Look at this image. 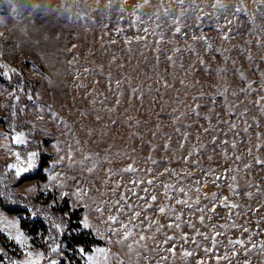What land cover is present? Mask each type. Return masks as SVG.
<instances>
[{
	"label": "rangeland",
	"instance_id": "1",
	"mask_svg": "<svg viewBox=\"0 0 264 264\" xmlns=\"http://www.w3.org/2000/svg\"><path fill=\"white\" fill-rule=\"evenodd\" d=\"M0 65L15 81H0V161L26 158L4 127L24 118L58 174L12 189L82 207L101 239L86 253L264 264V0H0ZM0 217L46 258L18 213L0 204Z\"/></svg>",
	"mask_w": 264,
	"mask_h": 264
},
{
	"label": "trees",
	"instance_id": "2",
	"mask_svg": "<svg viewBox=\"0 0 264 264\" xmlns=\"http://www.w3.org/2000/svg\"><path fill=\"white\" fill-rule=\"evenodd\" d=\"M17 73L18 72H14L15 75H17ZM0 81L7 83L11 87L15 82L13 79H9L5 76L4 71L1 69ZM9 100L11 101L12 97ZM8 108L10 109V106H8ZM14 112L18 116L17 112ZM12 115H14L13 111ZM19 116L21 117V114H19ZM22 120L24 122H20L21 124L19 126L14 124L12 120L10 123L5 124L6 133L9 134L12 140L15 133L24 132L28 137V144L22 146H24L28 152L39 151L41 153V166L42 168L47 167L50 164L51 156L41 151L40 144H36V142L31 140L32 138L30 137L36 136V132L28 121H25L24 118H22ZM14 162L15 160L13 157H8L0 161V190H3L5 193V195H0L1 206L10 212L18 213L21 218V225L32 237V241L46 250V258L43 264H49L51 260H56L58 264H83L80 258H75L76 256L72 249L76 245H81L84 247L85 251H91L95 244L101 242V239L98 238L92 230L83 228L77 232L78 228L83 227L81 224V212L83 208H72L69 200L66 198L62 204L54 205V209L46 207L43 203L37 202L32 195L13 191L11 184L22 182L27 179L46 177L44 171L41 170L25 174L21 180H18L14 175V171H9L7 168L8 164ZM9 194L11 196L10 199L8 198ZM13 201H15V203ZM32 212H36V215L33 216ZM54 224H61L62 234L54 227ZM38 233L44 237L41 242L36 238ZM50 237L54 239H50ZM10 243L12 242L5 237V235L0 234V249H2V251H0V264H14L17 259L11 253L12 251L10 252L8 250ZM55 243L62 245L60 253H53L50 251L51 246Z\"/></svg>",
	"mask_w": 264,
	"mask_h": 264
},
{
	"label": "snow or ice",
	"instance_id": "3",
	"mask_svg": "<svg viewBox=\"0 0 264 264\" xmlns=\"http://www.w3.org/2000/svg\"><path fill=\"white\" fill-rule=\"evenodd\" d=\"M179 2L182 3V0H179ZM218 6L221 8L225 7L222 4H218ZM237 11H240V9H237ZM176 31L179 32L180 29L177 28ZM4 67H7V66L5 65ZM9 71L13 72V73L16 72V70L14 68L9 69ZM5 75L7 76L8 73H5ZM9 79H11L10 76H9ZM17 99H19V97H17ZM29 99H31V97H29ZM5 138H7V137L5 136ZM12 142L14 144H17V145H27L28 139H27V136L24 132H17L12 137ZM3 147L8 148V145H3ZM13 155L16 157V160L14 163L8 164L7 168L9 171H14V175L18 180H21L25 176V174L31 173L33 171H41V170L48 173L49 181H57L58 180V174L53 175L51 172H49V170L47 168H42L41 160H40L41 153L39 151L28 152L26 155V158L22 157L19 152H14ZM53 167H55V165H53ZM149 183H151V181H149ZM58 186L63 187L62 183H58ZM44 187L47 188V185H45ZM33 190H35V189L34 188L29 189V191H33ZM181 191H183V190L181 189ZM0 195H5L3 190H0ZM67 195H68L67 193H63L61 198H63L64 196H67ZM76 195H77V198L79 199L80 198L79 190L77 191ZM8 198L9 199L11 198L10 194H9ZM152 200L155 201L156 197L152 196ZM13 202L15 203V201H13ZM52 203L55 204L56 201L53 200ZM178 203H185V201H178ZM233 207H235V205H233ZM97 210L99 211L100 209H97ZM159 210L161 212L165 211V209L163 207L160 208ZM32 215L35 216L36 212H32ZM136 215L138 216L139 213L137 212ZM202 219H203V217H201V220ZM109 220L115 221L116 217H114V216L109 217ZM50 222H51V220H50ZM0 224L3 225V227L0 228V231H7L9 233V236H11V238L13 240H15L22 247H25V241L27 240V237H25L24 234L19 231L18 221L7 220V218L0 217ZM81 224H82L84 229H89V228L93 227L89 223L86 216L82 219ZM54 227L57 230H59L62 234L61 224H54ZM177 227H179V225H177ZM12 230H15V234H13ZM128 235H130V233H125V237H127ZM217 235H219V234H217ZM50 239H54V238L50 237ZM169 239H171V237ZM61 247H62L61 244L55 243L51 246L50 251L53 253H60ZM0 251H2V249H0ZM78 251L81 255L87 256V260H88L89 264H102L101 257H103L105 261L107 260V249L96 248L94 250V254L86 253L85 249L83 247H80L78 249ZM206 251H210V249H206ZM25 253H26V258L22 261L14 262V264H40V261L45 259L43 253H33L31 251H28L26 247H25ZM185 255H192V253L185 252ZM223 258L227 259V257H223ZM217 259H220V257H217ZM49 264H58V262L56 260H51L49 262ZM200 264H203V261H201Z\"/></svg>",
	"mask_w": 264,
	"mask_h": 264
}]
</instances>
